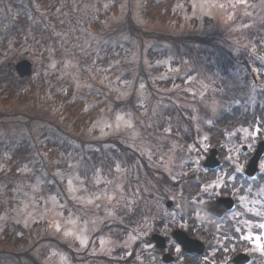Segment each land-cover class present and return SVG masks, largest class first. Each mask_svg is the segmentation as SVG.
Returning <instances> with one entry per match:
<instances>
[{
	"label": "rangeland",
	"instance_id": "374dc122",
	"mask_svg": "<svg viewBox=\"0 0 264 264\" xmlns=\"http://www.w3.org/2000/svg\"><path fill=\"white\" fill-rule=\"evenodd\" d=\"M8 1L5 13L0 5V70L7 77L17 61L29 60L30 82L45 86V95L48 88L72 86L92 120L74 130L50 103L0 104V240L9 234L0 244V264H31L24 253L40 264H132L124 259L132 250L150 247L151 202L163 210L166 199H187L172 183L186 168L200 167L212 147L203 132L199 146H185L158 120L162 113L182 111L202 131L233 105L264 108V0H176L180 21L168 24L146 19L141 0H48L58 27L50 24L57 39L47 45L28 31L7 34L18 16L33 12L47 19L50 6ZM89 20L95 26L88 30L82 24ZM260 128L227 134L224 152L235 166L264 138ZM122 147L165 177L150 180L149 190L136 159L124 162ZM213 188L204 187L209 198L217 195ZM139 201L148 215L134 210ZM258 206L262 215L264 199Z\"/></svg>",
	"mask_w": 264,
	"mask_h": 264
},
{
	"label": "flooded vegetation",
	"instance_id": "af4514ba",
	"mask_svg": "<svg viewBox=\"0 0 264 264\" xmlns=\"http://www.w3.org/2000/svg\"><path fill=\"white\" fill-rule=\"evenodd\" d=\"M8 4V0H0L2 13L8 10ZM262 115L264 117V109ZM260 123L264 135V120ZM256 146L257 143L252 152L246 151V145L241 146V150L246 151L242 161L237 163L242 166L241 171H237V166L229 160V153L221 151L217 159L222 167H204V159L200 167L180 176L178 182L172 183V187L180 188L183 195H197L204 197V200L187 197L185 200L173 202L166 199L163 203L165 208L157 210V200L154 199L150 205L152 210L149 218L155 229L145 239L150 247L134 249L124 259L133 262L132 264H264V251L256 250L264 245L254 241L257 237L264 238V228L259 227L264 224V208L260 209L262 215L257 214L258 200L264 199V185H261L264 182V173L258 167L256 174H245ZM262 161L264 152L259 163ZM190 175L194 177L190 178ZM195 177H199V180L193 185L189 181ZM165 184H162L163 192L168 195ZM207 185L213 186L210 191H217V195L213 194L209 198L207 191H204ZM219 198H230L225 202L230 207L220 215L216 214L219 209L211 207ZM169 202L171 204L168 205ZM171 211L176 216L168 214ZM175 231L183 232L189 240L195 242L188 244L185 239L179 240ZM153 234L163 238V243L158 241L159 245L163 244L162 247L152 239ZM177 248L180 249L179 252Z\"/></svg>",
	"mask_w": 264,
	"mask_h": 264
},
{
	"label": "trees",
	"instance_id": "16d2710c",
	"mask_svg": "<svg viewBox=\"0 0 264 264\" xmlns=\"http://www.w3.org/2000/svg\"><path fill=\"white\" fill-rule=\"evenodd\" d=\"M36 1L39 2V4L43 3L45 8L50 6V10L48 12H45V16H47V19H44V15H39V13L37 14L33 12L29 17L26 16L24 18L18 16L17 21L15 22L16 26H12L10 28V33L12 35H17L19 32L21 33L24 31H28V33L35 38L33 39L34 41L41 40L44 44L47 45L50 42L53 43V41L57 39L53 36L50 26V24L53 23L55 28L58 27V22L52 15L55 7L52 5H48V0ZM175 2L176 0H141V12L146 19L154 22L162 24L173 22L177 23L180 21V17L175 11ZM28 3H30V0H28ZM9 19H11L10 16ZM88 25H92V28L93 26H95V23L89 20L88 22L85 21V23L82 24V26L86 28ZM19 26L21 28H19L21 31H18ZM87 29L89 30V28ZM158 37L165 38L166 36L159 35ZM192 38L202 41L198 37L192 36ZM174 40L178 41L179 39L174 38ZM6 73L7 72L3 73V71L0 70V104H12L15 102L23 103L28 99H30V101L32 102L39 101L43 102L44 104L50 103V105L54 107L58 115L62 117L65 124L73 128L74 130H80L81 128L85 127L87 123L91 122L92 113L86 110L85 104L75 97L74 89L72 88V86H68L64 92H55L53 88H48V90L46 89L47 94L45 95L43 91L45 86L40 85V87L37 88V84L30 82L29 78L18 79L13 75L12 70H10L9 75L7 74V77H5ZM23 83L28 84L26 90L23 89ZM260 93L262 94V91L256 92V96H259V98H261ZM42 95H45V97H43ZM262 96L264 102V95L262 94ZM256 104H260V102H257ZM259 106H254L250 110L241 109L239 106L233 105L228 110L223 111L218 117L214 118L211 123L202 124V131H196L194 126L190 123L189 120H187L182 111H172L168 113L164 112L162 113L163 117H159L158 120L166 121V124H170L173 136L177 137L180 141H183L185 146H189L192 144L195 146H199L200 144L198 141V137L200 136L201 132H203L204 134H207L209 136L210 146L216 147L218 151L221 152L224 151L223 144L226 140L227 134L230 133V131L234 127L242 124L250 126L257 125L261 127L260 120L263 121L264 117L261 113L262 109ZM161 123L162 122H160V124ZM166 124L162 123L161 128L165 127ZM182 125H186L188 128L186 127L187 129L183 130ZM120 149L124 154V162H126L128 165H132V162H134V159H136V162L143 169V172L146 176L147 187L148 182L150 180L154 181L155 177L157 179L158 177H165V174L159 169L156 170L157 174H155V172H153V169L148 165L147 160L137 152L126 149L125 147H122ZM16 154H14L10 159L9 162L11 164H14ZM11 173L13 172L11 171ZM191 183L194 185L195 181H191ZM149 197L150 194L148 193L143 198H146L148 202ZM2 210L3 204L0 203V214ZM134 210H143L142 215H148V211H145L144 201H139L137 204H135ZM128 221L129 220H122L123 223H127ZM113 223L119 225L120 227L123 224H120L118 221H113ZM4 234V238L0 240V244L3 246L7 244L6 242H8L9 239L8 231H5ZM110 234L117 235L115 232H113V230H110L109 235ZM63 247L65 248V250H68L66 245H63ZM69 252H71L70 249ZM71 254L73 253L71 252ZM24 255L27 257V259H29L31 264H40L38 261L33 259L30 254L24 253Z\"/></svg>",
	"mask_w": 264,
	"mask_h": 264
},
{
	"label": "water",
	"instance_id": "95a60500",
	"mask_svg": "<svg viewBox=\"0 0 264 264\" xmlns=\"http://www.w3.org/2000/svg\"><path fill=\"white\" fill-rule=\"evenodd\" d=\"M15 70H16L19 77H26V76H29L31 74L32 65H31L29 60L23 59V60H20L19 62H17L15 64ZM263 148H264V142H260L257 145V148H256L249 164L247 165V168L245 171L246 174H248L249 176L253 175L254 172L256 171L257 161H258V159H259V157L263 151ZM215 153H216L215 148L210 149L209 155L207 156V158L204 162V166L214 167L218 163L216 158H215ZM229 200L230 199H228V198L218 199L213 204H211V207L215 206L217 209H219V211H217L216 214L220 215L222 211H224L226 208L230 207V204L229 205L225 204V202H228ZM175 236H177L179 238V240H181V241L185 239L188 242V244L195 242V241L189 240L185 236V234H183V232H180V231H175ZM152 239L156 242V244L158 246H160V247L163 246V244L159 245V243H158V241H160V240L163 243V238L161 236H159L158 234H153Z\"/></svg>",
	"mask_w": 264,
	"mask_h": 264
},
{
	"label": "snow or ice",
	"instance_id": "6c2138e0",
	"mask_svg": "<svg viewBox=\"0 0 264 264\" xmlns=\"http://www.w3.org/2000/svg\"><path fill=\"white\" fill-rule=\"evenodd\" d=\"M244 131H245V132H248L247 129H245ZM256 132H258V129L254 130V131L252 132V135L255 136ZM259 167H260L261 170H264V161L260 162ZM241 170H242V166H238V167H237V171H241ZM259 227H260V228H264V224H260ZM246 238L250 239L251 237H246ZM257 239H259V238H257ZM81 243H84V241H81ZM176 250H177V252L180 251L179 248H177ZM261 251H264V246H261Z\"/></svg>",
	"mask_w": 264,
	"mask_h": 264
},
{
	"label": "clouds",
	"instance_id": "9594fccd",
	"mask_svg": "<svg viewBox=\"0 0 264 264\" xmlns=\"http://www.w3.org/2000/svg\"><path fill=\"white\" fill-rule=\"evenodd\" d=\"M256 250H257V251H260L261 249L258 247Z\"/></svg>",
	"mask_w": 264,
	"mask_h": 264
}]
</instances>
